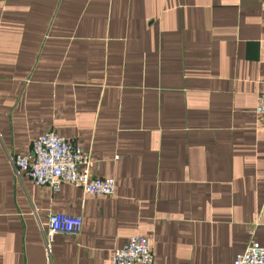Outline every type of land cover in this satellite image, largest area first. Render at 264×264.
Returning <instances> with one entry per match:
<instances>
[{
  "label": "crops",
  "instance_id": "1",
  "mask_svg": "<svg viewBox=\"0 0 264 264\" xmlns=\"http://www.w3.org/2000/svg\"><path fill=\"white\" fill-rule=\"evenodd\" d=\"M264 0H0V264H233L264 243ZM76 142L112 195L35 185L9 157ZM81 215L55 235L49 213Z\"/></svg>",
  "mask_w": 264,
  "mask_h": 264
},
{
  "label": "built area",
  "instance_id": "2",
  "mask_svg": "<svg viewBox=\"0 0 264 264\" xmlns=\"http://www.w3.org/2000/svg\"><path fill=\"white\" fill-rule=\"evenodd\" d=\"M17 1V0H8ZM254 112L263 118L264 93L258 99ZM16 177L26 174L35 185L56 189L67 183L83 189L86 194L112 195L116 184L113 177L99 178L89 174L90 161L83 149L53 131H46L31 141L29 153L9 157ZM48 228L44 232L45 253L51 262L50 244L58 234L77 235L83 220L81 215L62 212L49 213ZM111 264H153L150 241L146 236L132 235L121 247L112 251ZM233 264H264V243L251 239L243 252L236 255Z\"/></svg>",
  "mask_w": 264,
  "mask_h": 264
}]
</instances>
